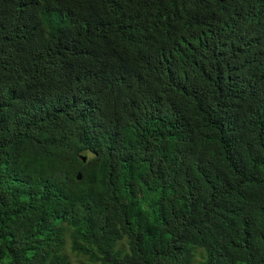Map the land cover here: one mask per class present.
Instances as JSON below:
<instances>
[{"label":"trees","instance_id":"obj_1","mask_svg":"<svg viewBox=\"0 0 264 264\" xmlns=\"http://www.w3.org/2000/svg\"><path fill=\"white\" fill-rule=\"evenodd\" d=\"M66 245L264 264V0H0V264Z\"/></svg>","mask_w":264,"mask_h":264},{"label":"rangeland","instance_id":"obj_2","mask_svg":"<svg viewBox=\"0 0 264 264\" xmlns=\"http://www.w3.org/2000/svg\"><path fill=\"white\" fill-rule=\"evenodd\" d=\"M87 157H89V153H87V152H82L80 154V158H82L83 160L86 159ZM66 247H67V245L65 246V251L67 252V256L70 259V261L72 262V264H77L78 262H81L82 257L68 252Z\"/></svg>","mask_w":264,"mask_h":264},{"label":"clouds","instance_id":"obj_3","mask_svg":"<svg viewBox=\"0 0 264 264\" xmlns=\"http://www.w3.org/2000/svg\"><path fill=\"white\" fill-rule=\"evenodd\" d=\"M81 154V153H80ZM80 154H79V157H80ZM83 160V159H82Z\"/></svg>","mask_w":264,"mask_h":264},{"label":"water","instance_id":"obj_4","mask_svg":"<svg viewBox=\"0 0 264 264\" xmlns=\"http://www.w3.org/2000/svg\"><path fill=\"white\" fill-rule=\"evenodd\" d=\"M78 177V176H77Z\"/></svg>","mask_w":264,"mask_h":264}]
</instances>
